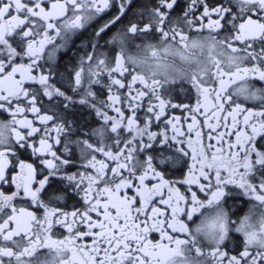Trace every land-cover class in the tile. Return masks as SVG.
<instances>
[{
    "label": "snow or ice",
    "instance_id": "obj_1",
    "mask_svg": "<svg viewBox=\"0 0 264 264\" xmlns=\"http://www.w3.org/2000/svg\"><path fill=\"white\" fill-rule=\"evenodd\" d=\"M256 82L264 0H0V264H264Z\"/></svg>",
    "mask_w": 264,
    "mask_h": 264
},
{
    "label": "flooded vegetation",
    "instance_id": "obj_2",
    "mask_svg": "<svg viewBox=\"0 0 264 264\" xmlns=\"http://www.w3.org/2000/svg\"><path fill=\"white\" fill-rule=\"evenodd\" d=\"M192 34L195 35V33H192ZM110 35H111V33H110ZM85 39H86V37L83 35L75 37L74 38L73 51H76L79 48V45L81 44V42ZM137 43H139V41H137ZM128 53L130 55H132L134 58H136L137 60H142L145 57V53L143 50L134 48L131 45L128 46ZM69 59H70V54L69 55H62V59H61L60 63L63 65ZM150 63L151 62H149V64L141 65V67L145 71H148V70H150V68H149ZM168 64H169V68H168L169 72H176L178 70L187 69V67H188L187 64H184L180 60L179 55L169 56L168 57ZM256 86L262 87V86H264V83L256 82ZM134 87H142V86L137 84V85H134ZM181 99H184L183 95L181 96ZM185 102L187 103L189 101L185 99ZM169 112L172 115L180 116L181 117V123H184V114H182L180 111L170 109ZM6 118H7L6 115H0V120H4ZM29 118L31 119L30 115H29ZM205 131H206V129H205ZM25 156H27V154H25ZM178 178L179 177H172V179H178ZM177 187H179V185H177ZM184 191H185V189L181 188V192H184ZM80 207H81V205H79L76 201H71L68 203L67 207L64 210L65 211H72V210H74L76 208H80ZM247 210H248V205L247 204L242 205L241 210H240V214L241 215L246 214ZM53 232H54V236H53L54 239H60V238H63V236L67 235L66 229H62L59 227L53 229ZM152 238L158 239L159 234L153 233ZM40 255H41V259L45 260V259H51L52 256L55 255V253H53L52 256H50L49 250H41Z\"/></svg>",
    "mask_w": 264,
    "mask_h": 264
}]
</instances>
